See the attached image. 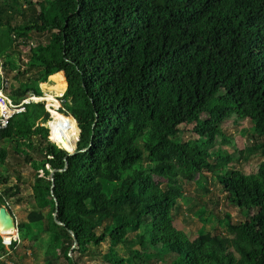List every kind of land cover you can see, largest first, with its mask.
Returning <instances> with one entry per match:
<instances>
[{
  "label": "trees",
  "instance_id": "16d2710c",
  "mask_svg": "<svg viewBox=\"0 0 264 264\" xmlns=\"http://www.w3.org/2000/svg\"><path fill=\"white\" fill-rule=\"evenodd\" d=\"M33 33L45 41L18 65L13 49ZM0 68L16 71V104L42 98L41 83L58 73L66 91L52 114L80 129L70 155L42 125L51 120L46 100L33 97L0 131V164L10 141L35 170V208L18 229L25 239L46 219L45 264L60 255L68 264H129L118 246L166 264H264V0H0ZM25 71L37 78L24 80ZM231 118L251 126L246 159L262 158L254 174L225 168L223 153L211 162L207 145ZM190 125L200 146L178 138ZM207 173L249 215L226 214L224 232L213 226L191 240L174 222L188 201L185 181ZM0 204L9 208L2 193ZM107 241L105 254L93 250Z\"/></svg>",
  "mask_w": 264,
  "mask_h": 264
},
{
  "label": "rangeland",
  "instance_id": "374dc122",
  "mask_svg": "<svg viewBox=\"0 0 264 264\" xmlns=\"http://www.w3.org/2000/svg\"><path fill=\"white\" fill-rule=\"evenodd\" d=\"M18 21L19 17L12 22L13 25ZM32 37L33 39L31 41H26L27 44L23 45V40H20L14 47L13 50L16 55L15 60L18 65L22 66V61H27L29 59L30 47L36 46L39 41H45L46 34L40 35L33 33ZM22 68V70L25 69L24 66ZM24 73V76H22L24 80L28 77H32L33 80L37 78L34 75V71H25ZM15 74L16 71H11L9 69L4 71L0 68V98L5 96L14 101L11 98V92H13L14 87L18 88L19 86L18 81L14 79ZM58 75L59 74L56 73L50 76L47 82H44V84L41 83V89L44 93L43 99L46 100V109L51 113V120L43 122L42 125L48 128H50L49 124L53 120L52 111L55 110L60 112L63 109L62 98L66 88H59L58 80H56ZM64 78L67 82L65 74ZM48 95H52L54 99L49 101ZM34 102L37 101L34 100ZM223 126L225 129L223 136H219L214 144L207 145L212 154L211 162H216L217 158L221 159L219 155L223 153L230 157V163L225 165V168L238 169L247 174L256 173L262 158L256 155L250 159H246L248 154L245 149L250 141L243 134V130H251L249 122L231 118L226 121ZM194 127L195 125L181 126V132L178 138L182 141L190 142L192 146H200V137L194 132ZM225 138L228 139L229 142H226ZM48 139L50 140V134ZM55 141L57 142L56 137ZM1 145L7 150L9 156L5 164H0V173L7 177L5 181L0 182V193H2L6 199L9 205L8 210L15 219L16 233L14 235L2 234L3 236L0 234L2 244L5 248L2 249L0 246V264H45V252L50 243V236L49 234H41L39 231L46 225V219H44L41 224L32 225L31 231L33 234L28 235L25 239L20 236L21 234L18 229V224L29 222V213L35 208V201L32 196L35 170L25 161L23 155L15 152L10 141H3ZM218 170L220 171V168H218ZM206 175L207 176L203 179H198V177H196V181L194 182L185 181L184 192L188 201L184 200V203L180 202L182 209L179 211L174 222L175 227L184 231L191 240H194L198 236L200 230L209 231L213 226H216L220 231L224 232L227 224L225 218L226 214H230L234 221H245L249 215L247 211L240 210L231 204L227 193L218 184L214 174L207 173ZM12 186H15L14 190H18L19 193L15 195L12 194V192H14L13 189L7 190V188H12ZM1 206L3 205L0 204V207ZM47 210L48 209L44 212L46 213ZM253 213L254 211L251 212V214ZM12 239V243L15 240L18 242L15 249H11L12 243L8 244ZM109 245L110 243L107 241L93 250L105 254L108 252ZM134 248H137V246ZM117 249L119 254L125 257L129 264H166L157 261L150 262L146 258H132L129 248L126 246H118ZM85 260V263L81 264H105L101 260H90L87 257ZM58 264H68L63 255H60Z\"/></svg>",
  "mask_w": 264,
  "mask_h": 264
},
{
  "label": "bare ground",
  "instance_id": "6f19581e",
  "mask_svg": "<svg viewBox=\"0 0 264 264\" xmlns=\"http://www.w3.org/2000/svg\"><path fill=\"white\" fill-rule=\"evenodd\" d=\"M33 97H35V96H33ZM33 97L31 96L29 98H33ZM29 98H27L25 100H28ZM48 98L54 99L53 96H50ZM40 99L42 100L43 97L37 98L36 101L38 102V101H40ZM4 101H5V99L0 100V107L2 108V110L6 109V105H5ZM17 105H19V104H17ZM21 113H23V112H21ZM15 114H19V113H15ZM52 115H53V120L51 121L52 125H51V123L49 124L52 138L55 139V137H56L57 142H58L57 144L67 148L68 150H72L73 149V147H72L73 142L77 137V127L74 125L73 122H71L69 117L65 116L62 113L57 112V113H53ZM15 233H16V229H15L14 224L12 222L5 220V219L0 217V234L14 235Z\"/></svg>",
  "mask_w": 264,
  "mask_h": 264
},
{
  "label": "built area",
  "instance_id": "2783aa9c",
  "mask_svg": "<svg viewBox=\"0 0 264 264\" xmlns=\"http://www.w3.org/2000/svg\"><path fill=\"white\" fill-rule=\"evenodd\" d=\"M4 99L6 109L2 110V108L0 107V131L8 127L9 121L15 113L24 112L26 110L25 104H29L32 100V98H30L28 100H24L21 104L17 105L8 97L4 96Z\"/></svg>",
  "mask_w": 264,
  "mask_h": 264
},
{
  "label": "water",
  "instance_id": "95a60500",
  "mask_svg": "<svg viewBox=\"0 0 264 264\" xmlns=\"http://www.w3.org/2000/svg\"><path fill=\"white\" fill-rule=\"evenodd\" d=\"M41 100V99H40ZM76 122V121H75ZM76 124H77V122H76ZM51 131V130H50ZM78 137H77V139H76V141H75V143H74V147H73V149L72 150H68L67 148H65V147H63L67 152H69L70 153V155H74L75 154V151H76V148H77V146H76V143H77V141L79 140V134H80V129L78 128ZM52 141V140H51ZM61 146V145H60ZM66 166H68V162L66 161ZM54 173H55V171H52V173H51V179L54 181V178H53V176H54ZM53 189H54V183H53V185H52V195L54 196V199H55V201H56V210H55V214H54V216H55V220L57 221V214H58V210H59V204H58V202H57V199H56V197H55V195H54V191H53ZM0 217L1 218H3V219H5V220H8V221H10V222H12L13 224H14V226H15V219H14V217L12 216V214L10 213V211L6 208V206H1L0 207ZM60 225H62V223H60L59 221H57ZM2 235V234H1ZM72 235H73V233H72ZM3 236V235H2ZM74 236V235H73ZM4 238V237H3ZM4 240H5V238H4ZM12 241H13V239L8 243V244H10V243H12ZM74 241H75V244H74V246H73V248H72V250L73 249H75L76 248V246H77V244H78V241H77V239L74 237ZM5 243H6V240H5Z\"/></svg>",
  "mask_w": 264,
  "mask_h": 264
},
{
  "label": "clouds",
  "instance_id": "9594fccd",
  "mask_svg": "<svg viewBox=\"0 0 264 264\" xmlns=\"http://www.w3.org/2000/svg\"><path fill=\"white\" fill-rule=\"evenodd\" d=\"M54 142V141H53ZM7 208V207H6ZM8 209V208H7Z\"/></svg>",
  "mask_w": 264,
  "mask_h": 264
}]
</instances>
